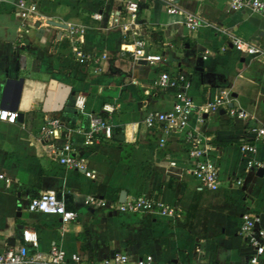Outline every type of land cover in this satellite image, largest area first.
Returning a JSON list of instances; mask_svg holds the SVG:
<instances>
[{"label": "crops", "instance_id": "0c3cea01", "mask_svg": "<svg viewBox=\"0 0 264 264\" xmlns=\"http://www.w3.org/2000/svg\"><path fill=\"white\" fill-rule=\"evenodd\" d=\"M16 1L0 0V106L12 110V90L23 79L14 109L23 113L22 121L0 123V173L10 179L0 178V252L19 244L22 229L30 227L38 234L40 251L55 243L80 253L85 264H102L114 252L126 253L130 264L145 256L168 264H242L247 255L241 214L264 216V174L258 175V168L243 172L238 148L242 141L255 143V159L264 164V136L254 140L248 133L249 126H264V58L237 52L231 41L247 40L264 53L263 17L230 9L227 0H178L182 11L204 22L192 30L183 25V14L166 12L164 0H132L140 2L138 23L154 42L151 49L165 50L158 67L134 61L121 49L120 31L93 18L95 12L122 9L128 0H35L49 25L23 23L13 12ZM49 21L85 25V50L107 54L100 68L78 65L64 29ZM160 69L190 76L196 107L226 89L232 107L247 114L231 117L230 106H222L204 114L202 123L191 117L192 125L217 147V190L196 189L182 139L171 136L161 146V133L143 124L148 110H167L173 101L171 91L153 86ZM9 79L14 82L6 89ZM78 94L86 97L84 111L74 106ZM103 103L115 106L111 115L103 112L112 137L85 144L74 134L72 142L71 154L84 157L93 171L89 177L58 162L51 145L61 140H49L43 130L53 119L64 127L86 126ZM230 175L241 176L242 184L230 186ZM52 190L65 195L67 206L78 213L76 219L64 222L57 215L28 210L33 196ZM121 190L127 196L147 194L174 204L181 217L115 213L83 204L87 195L119 199Z\"/></svg>", "mask_w": 264, "mask_h": 264}, {"label": "built area", "instance_id": "2783aa9c", "mask_svg": "<svg viewBox=\"0 0 264 264\" xmlns=\"http://www.w3.org/2000/svg\"><path fill=\"white\" fill-rule=\"evenodd\" d=\"M108 1V0H106ZM178 0H164L165 10L169 14H183V25L188 29H197L204 24L202 18L196 14L182 11L177 4ZM227 5L234 10H248L260 14L264 19V0H227ZM140 2L128 0L122 5V9L110 8L106 14L95 12L93 18L103 21L108 28H117L122 38L121 49L131 54L134 61H142L149 65L160 67L165 61V50L153 51L148 31L142 30L138 23L137 13ZM13 12L26 25L35 23L49 25L48 21L38 12L35 0H17L14 3ZM27 21H30L28 24ZM67 39L71 42V50L78 65L91 66L97 71L101 62L107 58L106 53L97 55L84 48L86 26L82 24L68 23L64 28ZM129 36L130 40L125 37ZM232 48L239 53L257 55L264 58V53L258 47L241 38L231 41ZM205 57V56H204ZM192 81L188 74L182 71L160 69L153 81L156 90L171 91L173 101L167 110H148L143 117L144 126L153 131H159L161 137L159 144L163 146L169 137L177 136L187 144L186 154L192 161L190 172L196 180L197 190H217L220 187L219 160L215 152L217 147L210 142L200 127L192 125L191 117L195 115L196 122L204 121V114L216 111L218 108L229 106L230 93L221 89L211 101L201 107H196L190 94ZM74 106L78 111H84L86 97L78 94L74 100ZM101 111L111 115L115 106L111 103H103ZM231 117H243L247 114L232 106L228 108ZM18 112L0 106V123H15ZM112 125L107 118L101 115H91L86 126L64 127L59 119L50 120L43 130L49 140H61L60 144H53L52 154L60 164L68 169L84 171L86 176L93 177V171L86 167V159L82 156L72 155L74 134H80L85 144H93L100 137L110 139L112 137ZM254 140L264 136V126L252 125L248 127ZM244 158L246 172L252 168L264 167V164L255 159L257 147L255 143L242 141L238 145ZM173 164V162H170ZM0 178H9L0 173ZM230 186L240 185L243 182L241 176L230 175L227 179ZM83 204L85 206L102 209L115 213L140 214L144 212H156L163 216L176 219L181 217L180 210L174 204H166L147 194L126 195L124 201L117 197L107 199L99 195H87ZM31 212H39L49 215H57L62 221L67 222L77 218L78 213L67 206L65 195L57 191H45L33 196L27 203ZM240 233L245 240L246 260L242 264H264V221L261 213L243 212L241 214ZM39 237L36 230L25 227L20 233V242L10 245L0 252V264H85L80 253H69L58 244H52L46 251L39 250ZM102 264H130L126 253L114 252L105 258ZM131 264H168L156 263L151 256L139 257ZM205 264V263H197Z\"/></svg>", "mask_w": 264, "mask_h": 264}, {"label": "water", "instance_id": "95a60500", "mask_svg": "<svg viewBox=\"0 0 264 264\" xmlns=\"http://www.w3.org/2000/svg\"><path fill=\"white\" fill-rule=\"evenodd\" d=\"M52 25H56L57 27H60V28H64L66 25L61 23V22H57V21H49ZM11 82H14V80H7L6 81V89L9 87V84ZM16 82L18 83V88L17 89H13L12 90V93H11V97H10V101H11V105H10V108L12 110H16L17 109V106H18V100H19V95H20V89H21V84L23 82V79L20 78V79H17ZM229 106H232V103L229 104ZM1 107H4L3 105ZM6 108V107H4ZM23 119V113L22 112H18V117H17V120L18 121H22ZM258 175L262 176L264 174V167H259L258 168ZM126 194L127 192L125 190H121L120 194H119V200L120 201H124L125 197H126ZM9 241L11 242L10 244H13L14 241L13 239H9Z\"/></svg>", "mask_w": 264, "mask_h": 264}, {"label": "trees", "instance_id": "16d2710c", "mask_svg": "<svg viewBox=\"0 0 264 264\" xmlns=\"http://www.w3.org/2000/svg\"><path fill=\"white\" fill-rule=\"evenodd\" d=\"M108 11H106L104 14H106ZM98 115H101V116L105 117V115H104V113L102 111H100ZM262 217H263V221H264V216L262 215Z\"/></svg>", "mask_w": 264, "mask_h": 264}, {"label": "rangeland", "instance_id": "374dc122", "mask_svg": "<svg viewBox=\"0 0 264 264\" xmlns=\"http://www.w3.org/2000/svg\"><path fill=\"white\" fill-rule=\"evenodd\" d=\"M185 221H186V218H185ZM185 221H184V223H181V224H184V225H186L187 223H185Z\"/></svg>", "mask_w": 264, "mask_h": 264}]
</instances>
